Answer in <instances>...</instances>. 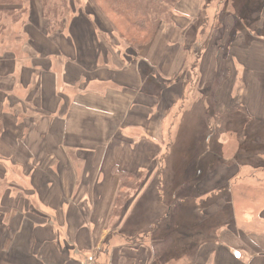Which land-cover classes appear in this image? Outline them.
Here are the masks:
<instances>
[{"label": "crops", "instance_id": "1", "mask_svg": "<svg viewBox=\"0 0 264 264\" xmlns=\"http://www.w3.org/2000/svg\"><path fill=\"white\" fill-rule=\"evenodd\" d=\"M201 8L200 0L179 3L173 24L134 50L89 1L79 10L72 5L55 37L42 31L38 5L30 2L21 22L22 56L8 49L0 55V264H264V200L240 213L223 208L230 196L218 206L235 168H221L231 175L223 180L226 191L220 165L207 169L192 188L204 200L196 208H135L138 199L166 190L160 157L173 131L167 121L180 117L188 82L202 91L216 79L219 47L229 57V81L238 82L242 68L237 100L246 108L251 100L257 124H264V84L250 74L264 44L252 42L246 55L236 49L244 36L256 37L249 32L256 27L240 29L230 49L223 31L211 30L206 45L201 29L191 47L188 30ZM236 20L225 19L226 26L235 28ZM253 83L262 89L252 91ZM122 173L140 185L114 217ZM226 210L230 216L220 224Z\"/></svg>", "mask_w": 264, "mask_h": 264}, {"label": "rangeland", "instance_id": "2", "mask_svg": "<svg viewBox=\"0 0 264 264\" xmlns=\"http://www.w3.org/2000/svg\"><path fill=\"white\" fill-rule=\"evenodd\" d=\"M87 1L90 5H94V2L91 4L90 0H74L73 5L76 10H79L85 6ZM200 1L202 8L199 19L188 30L191 47L199 40L200 37L198 35L196 37V34L200 33L201 29L202 41L205 44L212 40L211 30L223 31L224 34H227L223 40L226 41L225 45L230 49L232 43L238 42L240 29L245 33L247 28L253 30L256 27L255 31H249L256 37L244 36V43L236 48L244 55L247 54L252 42L258 40L259 43L264 44V19L258 23V19L264 14V0ZM38 8L40 11V7ZM28 13V7L27 10L23 9L22 12L19 11L16 16L11 18L0 12V55L4 53L5 49H8L14 51L16 55L22 56L21 45L24 41H19L21 39L20 31L23 29L22 23L26 21ZM213 13L214 22L211 20L212 17L210 18ZM244 14L255 20H236L238 15ZM40 17H42L41 12ZM229 17L236 20L235 28L230 29L226 26L225 19ZM65 18L67 19L66 16ZM260 24L262 28L258 29ZM214 40L218 42L220 35L214 36ZM258 47L264 51L263 47ZM219 48L220 60L215 64L212 73L216 79L209 86L203 85L202 91L198 90L199 86L196 83L188 82V85L185 86V100L180 104L182 107L179 108L180 117L176 119L170 117L167 121V128H171L173 131L168 132V140L166 137L161 145L164 150H167L168 147H172L173 150L169 155L163 154L165 153L163 150L160 157L161 168L165 169L163 183L166 190L159 193L152 191L150 196L138 199L135 208H161L163 206L196 208L204 200L201 197L193 196L192 188L200 177L204 178L207 169L211 166L214 169L215 165H220V170L227 167L231 168V173H233V168H235V173L239 172L235 176L234 183L232 182V188L228 186V189H231L226 191L227 185L223 180L231 175L228 176L225 169L220 171V176H223L220 177V185L224 183L226 193L218 196L219 207L222 201L227 202L226 196L232 197V200L223 208H229L228 210L236 208L239 213L246 210L241 208H259L262 205V199L264 200V124H257L251 100L248 101L250 106L247 108L237 100V92L243 87L241 85L243 83L242 68H238L240 74L238 82L229 81V77L233 74L228 64L229 57L225 47ZM191 54L193 53L187 55L190 62L196 58ZM258 62L259 68H252L250 74L264 84V70L260 68L264 62V53L259 54ZM190 67L191 64L186 70L188 77L191 78L195 67ZM258 88L262 89L261 85L253 83L252 91ZM229 93L235 95L236 102L228 100ZM190 142H195V144ZM198 157L201 158L199 165L196 163L199 160ZM222 163H228V165L221 166ZM238 185L241 189L238 188L239 191L236 188ZM181 187H185L184 192L177 191ZM231 190H236L235 196ZM130 194L132 193L130 192ZM232 201L235 206L232 205ZM229 216L230 213L227 210L220 213L219 223L226 222V217Z\"/></svg>", "mask_w": 264, "mask_h": 264}, {"label": "trees", "instance_id": "3", "mask_svg": "<svg viewBox=\"0 0 264 264\" xmlns=\"http://www.w3.org/2000/svg\"><path fill=\"white\" fill-rule=\"evenodd\" d=\"M32 0H0V12L9 18L26 9ZM184 0H90L113 33L134 50L149 45L160 27L172 25L176 7ZM40 7L43 32L59 35L67 22L74 0H35ZM95 6V7H94ZM20 10H19V9ZM260 18L258 19V23ZM259 29V28H258ZM207 44V43H206ZM122 190L116 201L114 217L122 216L130 203V192L138 190V182L129 173H122Z\"/></svg>", "mask_w": 264, "mask_h": 264}]
</instances>
